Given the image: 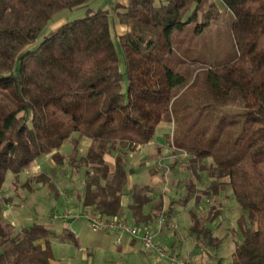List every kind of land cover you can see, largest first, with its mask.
<instances>
[{"label":"trees","instance_id":"obj_1","mask_svg":"<svg viewBox=\"0 0 264 264\" xmlns=\"http://www.w3.org/2000/svg\"><path fill=\"white\" fill-rule=\"evenodd\" d=\"M93 1L0 0V264H54L53 232L35 222L16 228L7 221L3 212L10 198L1 195L2 186L7 172L17 180L40 157L63 164L59 150L73 133L68 164L84 169L78 199L85 209L79 212L111 218L127 210L131 224L146 227L164 219L162 195L143 214L150 188L129 184L128 157L152 141L160 122L172 120L175 98L189 87H199L217 107L245 110L234 141L240 151L200 164L209 180L202 190L207 201L230 189L241 209L232 230L240 240L228 261L220 256L214 264H264V0H220L233 49L207 63L197 57L196 37L221 13L214 0H125L110 9ZM77 9L85 15L65 16L49 28ZM111 16L112 23L129 27L118 36L122 61ZM84 138L90 143L79 155ZM188 150L195 152L192 164L212 154ZM107 155H113L112 169ZM194 189V183L187 187L189 195ZM209 210L194 214L188 233L213 248L224 236L210 227L220 210ZM56 237L76 244L71 232Z\"/></svg>","mask_w":264,"mask_h":264},{"label":"rangeland","instance_id":"obj_2","mask_svg":"<svg viewBox=\"0 0 264 264\" xmlns=\"http://www.w3.org/2000/svg\"><path fill=\"white\" fill-rule=\"evenodd\" d=\"M214 1L221 13L211 24V31L208 29L203 33V37H196V47H198L197 57H199V60L203 63L211 62L216 59V57L222 56L233 49L229 29L225 22L227 15L225 7L220 0ZM95 2L97 5L100 0H94L93 3L95 4ZM84 15L85 13L82 9L68 11L65 15L63 14L57 17L50 24L49 28L55 29L65 20V16L77 18ZM115 22L112 23L111 16V35L117 53L122 61L123 56L118 43V35L113 28ZM42 35L43 34H40L38 39L30 45L31 48L36 46ZM172 107V120L169 122H160L156 127L152 141L142 145V155L135 153L133 157L138 160L141 164L140 166L143 168L145 167L144 163L146 161H153L150 158V148L158 146L162 149H168L170 154L173 153V157L178 163H170L173 173H171L170 170L168 175L166 173L167 177H164L168 178L171 183L164 180L162 170L159 169L158 171L161 172H158L156 175L160 176L162 179L158 181L154 188V199L157 200L160 195L164 193L167 197L172 195L178 198L173 199L172 204L179 209H185V213L177 218L179 221L178 229L182 230L189 216L186 212L188 213V211H191V208L194 206V199L191 197L192 195H189L187 187L194 183L196 187L193 191L194 195H199L198 198L201 200L196 201L198 198L195 200V204L197 205V207L195 205V209L203 206L206 207L205 212L200 215H207L208 212H210L209 208L212 206L220 210V215L210 223V227L216 230L214 234L224 237L218 247H211L209 250L213 255L217 253L225 261H228L235 243L240 240V236L232 230L236 228V220L238 219L241 209L230 189L223 191L221 196L217 199H211L209 201L204 198L201 199L204 195L198 190V187L205 188L209 180L205 173H202L204 170L200 171V168L202 165L207 166L210 163L212 164L214 155L225 157L227 153H238L240 151L241 146L235 144L234 141L240 133L245 110L232 107L226 109L217 107L211 104V101L207 99L206 94L199 87H189L186 90L180 91ZM76 138V133H73L70 138L62 144L59 153L64 157L63 164H55L51 158L43 156L32 162L27 169L20 172L17 180H15L11 172H7L1 195L5 198H10V201L4 206L5 219L15 225L16 228L28 226L34 222L42 224L48 221L50 214H60L63 212L67 205L66 200H68L70 195L81 192L84 182V169L79 168L78 170H74L73 167L68 164L67 159L73 151L71 139ZM81 146L83 147V144H81ZM81 146L79 142V153L83 151H81ZM188 149L197 151L204 150L206 152L209 150L212 154H205L204 157L199 158L200 160L196 158L198 162L196 164L193 162L194 164H192L191 158H195V152L189 151ZM79 155H82V153ZM106 158V160H113V155H107ZM166 159H168V157H166ZM187 161L188 170L186 171H189L188 178L187 173H183L181 168V165H185ZM173 164H176L175 167ZM199 164H201V166H199ZM38 169L43 172V181H31L30 179L34 177L29 178L28 175ZM138 169H140V167L137 168V170L134 169V172L128 176L129 184L143 180L144 173H142V171L140 172ZM197 170L200 171H198L200 179L196 178ZM178 181L180 182L177 185ZM27 182L28 185H26ZM187 197L188 200L186 204H181L180 200ZM55 226L58 227L59 223L55 222ZM148 227L153 232L150 224H148ZM58 229L59 227L57 230ZM88 230L93 232L90 225H88ZM71 244L53 239L51 241V247L54 259L61 263L69 260L72 255L71 250L74 246ZM97 255L99 256V254Z\"/></svg>","mask_w":264,"mask_h":264},{"label":"crops","instance_id":"obj_3","mask_svg":"<svg viewBox=\"0 0 264 264\" xmlns=\"http://www.w3.org/2000/svg\"><path fill=\"white\" fill-rule=\"evenodd\" d=\"M115 2L124 4L125 0H100V2H98L97 5L96 2L94 5L104 9H110ZM115 23L113 25V28L115 29L116 34L118 36L124 34L129 30V27L127 25L120 24L117 22ZM89 143L90 141L86 138L80 141V146L81 144H83V147L81 146V151L82 150L83 151L80 152L79 154L82 153L83 155V153L86 152ZM141 150H142V146H139L134 152H132L133 154L131 153L129 155L128 167L133 169V172L134 169L137 170V168L140 167V169L138 170L144 173L143 180L136 181L134 183L139 184L141 186H147L148 188H150L149 196L151 198V202L145 205L142 210L143 214L146 215L151 211L152 203L155 200L154 188L157 185L158 181L162 179L160 176L156 175L158 172H161L158 170L159 169L162 170L163 178L167 177L169 171L171 170L170 163L177 164L178 162H176L177 160L173 157L174 156L173 153L172 154L169 153L168 149H162L156 146L149 149L150 158L153 161L150 162L146 161L144 163L145 167L142 168L138 160H136L133 157L135 153L142 155ZM166 157H168V159H166ZM106 162L111 169L114 167V159L113 160L108 159L106 160ZM187 163L188 161L186 162L185 165L182 164L181 168L183 173H187V178H188L189 171L188 172L186 171L188 170ZM176 164H173V166L175 167ZM160 166L161 167L163 166L164 168L163 167L161 168ZM42 173L43 172L39 169L36 171L34 170L33 173L28 175V177L29 178L36 177L41 175ZM171 173H173V170H171ZM196 173H198V171ZM202 173L204 174L205 172L202 171ZM196 178H197V174H196ZM198 179H200V176H198ZM164 180L166 182L169 181L168 178H164ZM179 182L180 181L177 182V185ZM169 183L171 182L169 181ZM205 188L198 187V190L202 192V190H204ZM162 196H163L162 197L163 210L165 213L164 224L160 225L158 220L148 221V224L151 225V228L155 234V240L161 245L166 246L171 250L177 251L180 258L182 259L189 258L191 264H214L216 258L220 256L217 253L213 255L209 250V247L207 249V246L203 245V243L201 242L196 241L188 233L194 214L201 216L200 214L201 213L203 214L205 212V208H206L205 206L195 209V205H196L195 200L199 197V195H194L193 192L191 196L194 199V206L192 207L193 209L191 208V211H188V213L186 212V214H188L189 216L186 219L185 222L186 224L182 230L178 229L179 221L177 218L181 214L185 213V209L182 210L173 206L172 204L173 199H178V198L172 195H170V197H167L165 193L162 194ZM203 198L207 200L205 196H203L201 199ZM66 201L68 206L70 203V206L68 207L66 205V208H70L75 211H82L85 209L82 206L81 200L78 199V193L70 195L68 197V200ZM180 202L181 204L184 205L186 204L187 201L183 202L182 200H180ZM127 204H128V198L124 196L121 200V205L124 207ZM53 214L54 213L50 214L48 221L42 223L45 227H47L49 230L53 232L55 238H52L51 241L53 239H57L60 242H68L70 244L72 243L71 245H74L71 250L72 253L71 258L62 263L54 259L52 252V257H53L52 262L54 264H169L167 260H160L153 252H148L143 250L140 242L138 240L130 238L128 235H123L121 237V242L117 244L115 242V234L112 232L93 230V229H92L93 232L92 231L90 232L88 230L89 224H86L88 222H85V220L83 219L80 220L69 217L66 219H59V220L56 219L55 221H52L51 218ZM123 214L126 217L127 216L129 217V213L127 210H125ZM3 216L5 218V211L3 212ZM55 222L59 223L58 230H57L58 227L55 226ZM65 232H71L73 234L74 238L76 239V244H74V242L71 240L68 239L59 240L56 237V236H61V234ZM50 246H51V242H50ZM51 251H52V247H51ZM97 254H99V256Z\"/></svg>","mask_w":264,"mask_h":264},{"label":"built area","instance_id":"obj_4","mask_svg":"<svg viewBox=\"0 0 264 264\" xmlns=\"http://www.w3.org/2000/svg\"><path fill=\"white\" fill-rule=\"evenodd\" d=\"M75 218L85 220L93 230H102L115 234V242L119 244L123 235L138 240L143 250L153 252L160 260H167L169 264H191L189 258H180L175 250H171L161 245L155 240V234L146 226H136L131 224L124 215L111 218H101L94 214L74 212L65 209L60 214H53L52 221L56 219ZM160 225L164 224V219H160Z\"/></svg>","mask_w":264,"mask_h":264}]
</instances>
